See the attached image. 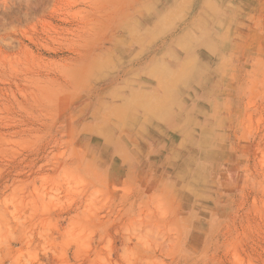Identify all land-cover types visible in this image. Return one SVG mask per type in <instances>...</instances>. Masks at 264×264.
I'll return each instance as SVG.
<instances>
[{"label":"rangeland","instance_id":"obj_1","mask_svg":"<svg viewBox=\"0 0 264 264\" xmlns=\"http://www.w3.org/2000/svg\"><path fill=\"white\" fill-rule=\"evenodd\" d=\"M0 264H264V0H0Z\"/></svg>","mask_w":264,"mask_h":264}]
</instances>
